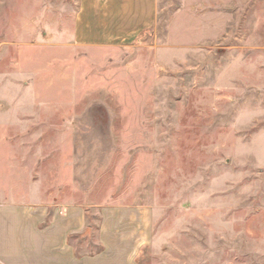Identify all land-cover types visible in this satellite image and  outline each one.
<instances>
[{
    "label": "rangeland",
    "instance_id": "obj_1",
    "mask_svg": "<svg viewBox=\"0 0 264 264\" xmlns=\"http://www.w3.org/2000/svg\"><path fill=\"white\" fill-rule=\"evenodd\" d=\"M146 1L0 0V205L80 209L89 252L106 218L136 264H264V0Z\"/></svg>",
    "mask_w": 264,
    "mask_h": 264
},
{
    "label": "crops",
    "instance_id": "obj_2",
    "mask_svg": "<svg viewBox=\"0 0 264 264\" xmlns=\"http://www.w3.org/2000/svg\"><path fill=\"white\" fill-rule=\"evenodd\" d=\"M145 9H149L148 4ZM121 23L124 25L115 32L121 35H104L95 31L93 39L106 41L110 36L133 38V23ZM83 24L79 22V26ZM79 26V37L90 38L81 32ZM109 226L108 220L102 219L100 249L89 252L84 241L88 227L86 215L80 209L62 210L46 204L0 205V264H136V248L140 244L133 239L135 244L127 247L126 234L112 232L108 230Z\"/></svg>",
    "mask_w": 264,
    "mask_h": 264
}]
</instances>
